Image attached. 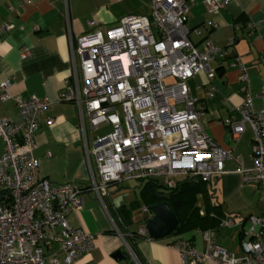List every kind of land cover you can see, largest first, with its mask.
Masks as SVG:
<instances>
[{"label": "built area", "instance_id": "built-area-1", "mask_svg": "<svg viewBox=\"0 0 264 264\" xmlns=\"http://www.w3.org/2000/svg\"><path fill=\"white\" fill-rule=\"evenodd\" d=\"M198 1L218 14L231 0H152L150 17L132 14L113 26L90 19L92 30L76 39L69 28L72 80L59 100L77 107L90 188L101 199L111 184L166 177L165 188L175 189L181 178L208 183L227 172L232 149L220 147L205 131V107L189 86L202 71L211 81L216 76L211 61L227 56V50L209 38L198 44L191 40L188 15ZM65 11L70 26L68 6ZM12 27L6 22L0 32ZM249 27L253 32L260 24ZM28 54L24 50L23 56ZM233 65L246 80L241 56ZM8 87V81L0 84L2 101L10 98ZM215 90L211 84L207 95ZM15 99L21 121L0 116L5 142L0 156V264H77L80 255L95 247L94 234L69 221L72 211L83 209L84 188L74 182L54 185L39 173L36 132L51 105L49 98ZM250 107L249 96L237 110L240 118L230 123L234 139L246 121L254 133V165L237 172L250 187L264 189V108L257 112ZM102 125L110 131L99 134ZM233 223L226 218L223 225ZM140 232L149 237L146 225ZM204 236V252L184 241L177 244L184 262L264 264V212L249 216L243 225L240 255L217 245L213 230Z\"/></svg>", "mask_w": 264, "mask_h": 264}, {"label": "crops", "instance_id": "crops-1", "mask_svg": "<svg viewBox=\"0 0 264 264\" xmlns=\"http://www.w3.org/2000/svg\"><path fill=\"white\" fill-rule=\"evenodd\" d=\"M151 7L152 0H0V28L6 22L13 24L10 30L0 32V84L8 81L10 94L5 101L0 98V116L21 121L16 97H47L51 101L40 118L34 156L40 175L52 184L74 182L84 188L83 209L72 211L69 221L94 234L95 247L80 255L77 264H190L182 260L177 248L180 241L199 251L207 249L206 230L202 229L161 239L142 235L141 228L153 213L145 209V204L146 214L139 226L134 225L128 208L132 201L128 181L111 184L108 194L99 198L90 188L77 107L59 100L66 82L72 80L69 28L76 39L92 30L90 19L99 25L113 26L132 14L150 17ZM252 22L260 24L253 32L249 27ZM187 25L194 43L209 38L227 50L226 57L211 61L216 71L211 81L202 71L189 80V86L205 107V131L220 147L232 149V157L225 162L227 172L208 182L207 188L210 201L221 204L226 217L218 227L207 230L214 231L217 245L240 255L243 225L249 216L264 212V189L250 187L237 172L239 167L254 165L250 123L245 122L238 139L232 137L230 123L240 118L237 110L249 96L250 110L259 112L264 108V0H231L218 14L210 13L198 1L190 9ZM196 29L201 33L197 34ZM24 50L29 51L27 56H23ZM236 56H241L247 68L246 80L241 79L240 67L233 65ZM211 84L216 90L210 97L207 91ZM4 152L5 142L0 136V156ZM139 181L140 195L145 181ZM226 218H233L234 223L223 225ZM117 251H121L119 257L114 255ZM203 264L216 263L208 260Z\"/></svg>", "mask_w": 264, "mask_h": 264}, {"label": "trees", "instance_id": "trees-1", "mask_svg": "<svg viewBox=\"0 0 264 264\" xmlns=\"http://www.w3.org/2000/svg\"><path fill=\"white\" fill-rule=\"evenodd\" d=\"M144 181L140 190V197L144 204L150 206L167 201L177 215L179 225L172 234L193 229H213L218 227L226 217L223 206L210 201L205 187L207 182L185 177L181 178L177 188L164 189L157 180ZM201 209H204V214H201Z\"/></svg>", "mask_w": 264, "mask_h": 264}, {"label": "water", "instance_id": "water-1", "mask_svg": "<svg viewBox=\"0 0 264 264\" xmlns=\"http://www.w3.org/2000/svg\"><path fill=\"white\" fill-rule=\"evenodd\" d=\"M218 177L215 178V181ZM153 213V216L146 221V227L151 237L156 239L165 238L171 235L179 225V219L175 214L170 203L160 202L145 207ZM121 251H117L114 255L119 257Z\"/></svg>", "mask_w": 264, "mask_h": 264}, {"label": "rangeland", "instance_id": "rangeland-1", "mask_svg": "<svg viewBox=\"0 0 264 264\" xmlns=\"http://www.w3.org/2000/svg\"><path fill=\"white\" fill-rule=\"evenodd\" d=\"M108 131H110V127L107 125H102L100 127L98 133L103 134V133H106ZM158 180L160 181V183H161L160 185H162V188H164L165 187L164 182L166 181V177H160V178H158ZM138 182H140V181L139 180H137V181L131 180V181H128V183H127V185H129L131 188V191H129V192L131 194L130 199H132V201L129 202L128 208H129V211L131 213L132 219L136 222L134 224L136 226L140 225V221L142 220L143 216L147 212L144 210L145 204L139 195V188H137ZM205 187L209 188V183H205ZM237 219L240 220V217Z\"/></svg>", "mask_w": 264, "mask_h": 264}]
</instances>
